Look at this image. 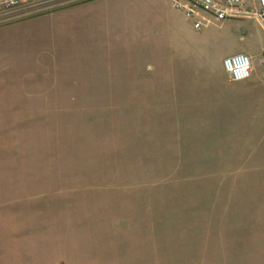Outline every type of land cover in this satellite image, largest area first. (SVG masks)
Instances as JSON below:
<instances>
[{
	"label": "rangeland",
	"instance_id": "374dc122",
	"mask_svg": "<svg viewBox=\"0 0 264 264\" xmlns=\"http://www.w3.org/2000/svg\"><path fill=\"white\" fill-rule=\"evenodd\" d=\"M147 1L0 25V264H264V26L210 18L189 46L127 21Z\"/></svg>",
	"mask_w": 264,
	"mask_h": 264
},
{
	"label": "built area",
	"instance_id": "2783aa9c",
	"mask_svg": "<svg viewBox=\"0 0 264 264\" xmlns=\"http://www.w3.org/2000/svg\"><path fill=\"white\" fill-rule=\"evenodd\" d=\"M57 1L58 6L71 4L81 0H0V25L10 21L16 10L43 5L39 10L51 9L43 3ZM176 11L193 21L194 29L200 31L208 27L210 18L216 21L237 20L250 16L264 26V0H169ZM28 12L22 14L28 16ZM20 17V16H19ZM223 68L232 82H243L251 78L253 70L252 58L246 53L229 56L223 60Z\"/></svg>",
	"mask_w": 264,
	"mask_h": 264
},
{
	"label": "crops",
	"instance_id": "0c3cea01",
	"mask_svg": "<svg viewBox=\"0 0 264 264\" xmlns=\"http://www.w3.org/2000/svg\"><path fill=\"white\" fill-rule=\"evenodd\" d=\"M137 3L139 2H136L135 4ZM127 17L128 22L130 21L131 24L143 32H155V26L166 25V27H170V32L168 34L171 33L172 39H177L181 44L185 42L190 46V41L192 40L191 37H195L194 34L196 30L194 29L193 23L192 27L187 28L190 32L186 31L182 23L186 17L182 13L173 9L168 0L140 2L134 11L127 14ZM123 86L142 87L144 85L138 82L134 84L124 83Z\"/></svg>",
	"mask_w": 264,
	"mask_h": 264
}]
</instances>
